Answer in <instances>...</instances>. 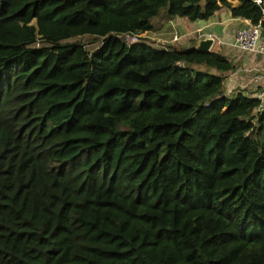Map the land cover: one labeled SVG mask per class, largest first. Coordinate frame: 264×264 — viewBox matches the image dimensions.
Instances as JSON below:
<instances>
[{"label":"trees","instance_id":"trees-1","mask_svg":"<svg viewBox=\"0 0 264 264\" xmlns=\"http://www.w3.org/2000/svg\"><path fill=\"white\" fill-rule=\"evenodd\" d=\"M232 1L0 0V264H264L262 102L222 53L123 38L259 25Z\"/></svg>","mask_w":264,"mask_h":264},{"label":"crops","instance_id":"crops-1","mask_svg":"<svg viewBox=\"0 0 264 264\" xmlns=\"http://www.w3.org/2000/svg\"><path fill=\"white\" fill-rule=\"evenodd\" d=\"M229 1L234 6L238 4L237 1ZM250 23L249 20L233 17L230 9L225 7L206 21L172 18L164 13L152 20L153 30L144 35L148 44L156 49L168 48L174 43L176 35L180 37L176 43L187 48L195 47L199 41L198 32L211 35V39L215 40L211 52L222 53L234 66L231 72L224 75L225 93L231 95L239 90L256 97L264 91V84L256 79V73L264 69V56L243 52L234 46L237 31ZM262 36L264 39L263 28Z\"/></svg>","mask_w":264,"mask_h":264},{"label":"built area","instance_id":"built-area-1","mask_svg":"<svg viewBox=\"0 0 264 264\" xmlns=\"http://www.w3.org/2000/svg\"><path fill=\"white\" fill-rule=\"evenodd\" d=\"M254 2L257 6H259L262 9V13L264 15V0H251ZM261 23H264V17L260 21L259 25H253L248 24L244 28L240 29L236 33L235 43L234 46L238 48L239 50L243 52H249L253 54L263 55L264 56V39L262 36V27ZM144 34L139 35H126L123 38L131 44L139 43L141 42L142 38H144ZM197 37L199 40H204L206 38H213L211 35H208L207 33H203L200 31V33H197ZM180 37L176 35L173 38V42H179ZM258 72V71H257ZM257 80L264 84V69L258 73ZM261 102L262 105L260 107H264V91L260 93L258 96H256Z\"/></svg>","mask_w":264,"mask_h":264},{"label":"rangeland","instance_id":"rangeland-1","mask_svg":"<svg viewBox=\"0 0 264 264\" xmlns=\"http://www.w3.org/2000/svg\"><path fill=\"white\" fill-rule=\"evenodd\" d=\"M167 10L163 9L160 13V15L166 13ZM144 38H142V40L147 41V37L143 36ZM69 42H80L82 44L85 45L86 49L88 51H94L98 46H99V42L94 40L93 37H81V38H73L71 40H69ZM214 73H217L216 71H213Z\"/></svg>","mask_w":264,"mask_h":264},{"label":"water","instance_id":"water-1","mask_svg":"<svg viewBox=\"0 0 264 264\" xmlns=\"http://www.w3.org/2000/svg\"><path fill=\"white\" fill-rule=\"evenodd\" d=\"M214 43H215L214 39L206 38L204 40H199L194 48L198 52H202V53L211 52V49L213 48Z\"/></svg>","mask_w":264,"mask_h":264}]
</instances>
